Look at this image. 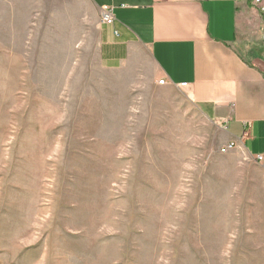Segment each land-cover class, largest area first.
Returning a JSON list of instances; mask_svg holds the SVG:
<instances>
[{
	"label": "rangeland",
	"instance_id": "rangeland-1",
	"mask_svg": "<svg viewBox=\"0 0 264 264\" xmlns=\"http://www.w3.org/2000/svg\"><path fill=\"white\" fill-rule=\"evenodd\" d=\"M14 1L0 19V264H264V170L221 154L181 90L100 69L98 31H25Z\"/></svg>",
	"mask_w": 264,
	"mask_h": 264
},
{
	"label": "crops",
	"instance_id": "crops-1",
	"mask_svg": "<svg viewBox=\"0 0 264 264\" xmlns=\"http://www.w3.org/2000/svg\"><path fill=\"white\" fill-rule=\"evenodd\" d=\"M0 0V19L11 4ZM25 31H98L103 71L146 77L152 87L181 90L218 132L264 170V19L248 0H16ZM111 7L112 25L99 11ZM67 21L66 24H60ZM48 27V25H47ZM116 33V35H115ZM164 80V85L158 81ZM185 84L184 88L180 85Z\"/></svg>",
	"mask_w": 264,
	"mask_h": 264
},
{
	"label": "built area",
	"instance_id": "built-area-1",
	"mask_svg": "<svg viewBox=\"0 0 264 264\" xmlns=\"http://www.w3.org/2000/svg\"><path fill=\"white\" fill-rule=\"evenodd\" d=\"M250 5L259 11V13L262 15L264 19V0H248ZM99 22L101 25H112L114 22L113 12L111 7H102L99 11ZM116 35V33H115ZM260 39L264 41V24L262 26V29L260 31ZM164 80L158 81V85L162 86L164 85ZM181 88L185 87V84L180 85ZM235 148V143H229L224 145L220 148L219 152L221 154H226ZM257 162H263L264 158L261 156H257L255 159Z\"/></svg>",
	"mask_w": 264,
	"mask_h": 264
},
{
	"label": "bare ground",
	"instance_id": "bare-ground-1",
	"mask_svg": "<svg viewBox=\"0 0 264 264\" xmlns=\"http://www.w3.org/2000/svg\"><path fill=\"white\" fill-rule=\"evenodd\" d=\"M237 146H236V143H235V148H236Z\"/></svg>",
	"mask_w": 264,
	"mask_h": 264
}]
</instances>
